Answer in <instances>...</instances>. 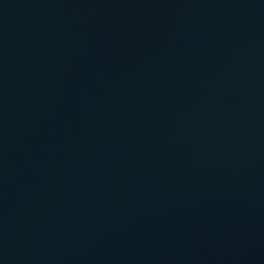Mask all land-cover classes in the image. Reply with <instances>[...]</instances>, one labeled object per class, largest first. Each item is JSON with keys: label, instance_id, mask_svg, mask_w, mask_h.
<instances>
[{"label": "water", "instance_id": "1", "mask_svg": "<svg viewBox=\"0 0 264 264\" xmlns=\"http://www.w3.org/2000/svg\"><path fill=\"white\" fill-rule=\"evenodd\" d=\"M0 264H264V0H0Z\"/></svg>", "mask_w": 264, "mask_h": 264}]
</instances>
